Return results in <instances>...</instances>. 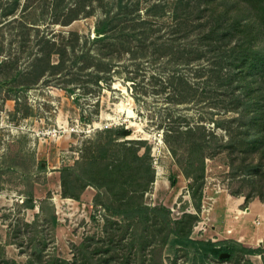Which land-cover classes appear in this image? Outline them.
Instances as JSON below:
<instances>
[{
	"label": "trees",
	"instance_id": "1",
	"mask_svg": "<svg viewBox=\"0 0 264 264\" xmlns=\"http://www.w3.org/2000/svg\"><path fill=\"white\" fill-rule=\"evenodd\" d=\"M32 1L0 0L1 20L13 18L20 8L26 11ZM144 4L143 0H52V15L64 17L60 20L58 16L53 23L64 26L94 15L99 8L102 17L96 21L90 41L96 49L78 51L81 37L75 32L69 33L74 41L61 49L46 39L33 61V72L20 82L22 90L30 89L48 71L59 73L69 58L72 67L82 65L79 71L94 66L97 59L112 61L116 51L134 59H163L175 66L207 61L198 68L195 84L178 74L177 67L169 68L165 83L171 86L176 104L190 103L200 93L203 100H209L212 112L228 113L209 119L223 134L207 131L203 124L189 125L185 119V129L168 130L165 143L189 180L188 192L196 212L203 198L206 159L220 153H226L229 176L250 187L244 191L245 185H239L229 193L243 196L245 204L255 198L264 201V0H154ZM167 15L171 17L170 29L163 37L157 34L161 28L153 26ZM54 53L60 57L57 64L51 63ZM96 70L93 81L99 84L103 80L99 72L104 69ZM64 89L69 94L76 92ZM18 100L16 112L20 110ZM105 132L103 140L91 141L73 166L60 171L63 197L78 200L87 186L95 188L94 204L104 212L102 235L87 237L75 246L72 260L46 257L39 246L45 240H32L34 252L22 264H165L166 247H171L175 256L181 250L186 256L193 252L195 263L205 264L212 258L254 264L249 256L261 254V248H249L233 239H193L197 213L184 212L173 218L165 205L149 204L145 197L155 181L150 147L144 141L126 139L130 131L123 127ZM25 206L33 208L32 199ZM48 219L54 229L58 222L54 211ZM24 224L37 232V220ZM0 264L21 263L2 258Z\"/></svg>",
	"mask_w": 264,
	"mask_h": 264
},
{
	"label": "rangeland",
	"instance_id": "2",
	"mask_svg": "<svg viewBox=\"0 0 264 264\" xmlns=\"http://www.w3.org/2000/svg\"><path fill=\"white\" fill-rule=\"evenodd\" d=\"M150 1L154 0H143L146 5ZM51 2L33 0L26 11L20 8L13 18L1 20L0 15V259L21 264L34 252L32 240H45L39 246L46 257L56 255L72 260L75 246L87 237L102 235L104 212H99L97 209L102 208L94 204L95 188L87 186L78 200L63 197L60 171L73 166L91 141L103 140L107 129H128L130 135L126 139L144 141L150 147L155 181L145 200L151 205H165L171 209L172 217L178 218L193 207L189 180L165 143L166 132L178 127L185 129L186 119L189 125L203 124L207 131L215 130L222 135L223 131L216 129L209 119L229 115L223 110L212 112L209 100H203L200 93L190 103L176 104L171 86L165 83L166 72L177 67L178 74L186 75L195 84L198 68L207 61L175 66L151 56L134 59L116 50L112 61L97 59L94 66L83 71H79L82 65L72 67L71 58L66 59L59 73L53 75L48 71L30 89L22 90L20 82L33 72V61L46 39L56 43L55 49H61L74 41L69 33L75 32L81 37L76 44L78 51L96 49L90 41L95 36V23L102 17L99 8L94 15L80 17L64 26L53 23L60 15H52ZM170 23L171 17L167 15L156 20L153 27L161 28L157 34L167 37ZM59 60L58 54H52V64ZM99 67L104 69L99 72L103 80L96 84L92 73H97ZM64 87L74 88L76 92L69 94ZM16 100L19 112H16ZM72 129L76 130L70 134ZM239 185H245L244 191L250 189L247 182L229 176L226 153L207 157L204 187L210 189L205 196H212L213 188L220 191L215 195L214 211L219 197ZM28 199H32L33 208L25 206ZM52 211L58 219L54 229L48 219ZM35 220L37 232L24 224ZM210 227L205 234L193 233V239L213 241L218 237L216 226ZM221 240L225 239L220 237L216 241ZM243 245L261 248V254L249 258L254 264H264V242ZM163 257L165 264H203L193 262V252L186 256L181 250L175 256L171 247L164 249ZM205 264L230 262L210 258Z\"/></svg>",
	"mask_w": 264,
	"mask_h": 264
},
{
	"label": "crops",
	"instance_id": "3",
	"mask_svg": "<svg viewBox=\"0 0 264 264\" xmlns=\"http://www.w3.org/2000/svg\"><path fill=\"white\" fill-rule=\"evenodd\" d=\"M244 208L249 209L248 213L239 214L240 209ZM215 211L211 216V225L216 226L214 231L218 237L213 238V241L222 237L246 243L248 246L264 242V201L255 198L245 204L243 196H233L226 192L219 197ZM256 220L260 221L259 225Z\"/></svg>",
	"mask_w": 264,
	"mask_h": 264
},
{
	"label": "built area",
	"instance_id": "4",
	"mask_svg": "<svg viewBox=\"0 0 264 264\" xmlns=\"http://www.w3.org/2000/svg\"><path fill=\"white\" fill-rule=\"evenodd\" d=\"M75 130L76 129H72L71 131H69V133L71 134ZM209 189L210 188L208 186L203 187V198L201 202L200 211L196 212L194 208H192L191 211L189 210V212L197 213L199 216V221L194 226V231H193V233H196V235L205 234L208 231V229L211 228L210 227L212 222L211 216L214 211V204L216 203L217 200V197L215 195H217L220 191L218 189L213 188V195L210 197H206L205 195L208 193ZM248 211H249L248 208L240 209L239 214L241 213L247 214ZM255 222L257 225L260 224L259 220H256ZM228 232H231V230H228Z\"/></svg>",
	"mask_w": 264,
	"mask_h": 264
},
{
	"label": "water",
	"instance_id": "5",
	"mask_svg": "<svg viewBox=\"0 0 264 264\" xmlns=\"http://www.w3.org/2000/svg\"><path fill=\"white\" fill-rule=\"evenodd\" d=\"M225 256H228V254H225Z\"/></svg>",
	"mask_w": 264,
	"mask_h": 264
}]
</instances>
